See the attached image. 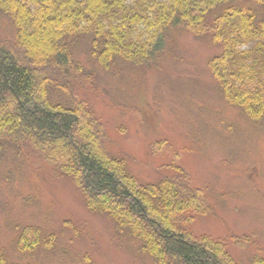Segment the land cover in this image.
<instances>
[{
	"label": "trees",
	"instance_id": "trees-1",
	"mask_svg": "<svg viewBox=\"0 0 264 264\" xmlns=\"http://www.w3.org/2000/svg\"><path fill=\"white\" fill-rule=\"evenodd\" d=\"M0 15L15 33L0 37V151L4 142L28 149L73 179L87 208L127 229L158 264H233L221 242L183 230L208 210L183 171L146 186L124 159L110 157L102 125L80 98L93 82L75 51L85 44L111 72L153 66L179 31L208 36L219 49L208 67L223 98L257 122L264 118V0H0ZM28 239L37 244L34 234Z\"/></svg>",
	"mask_w": 264,
	"mask_h": 264
},
{
	"label": "rangeland",
	"instance_id": "rangeland-1",
	"mask_svg": "<svg viewBox=\"0 0 264 264\" xmlns=\"http://www.w3.org/2000/svg\"><path fill=\"white\" fill-rule=\"evenodd\" d=\"M14 35L0 15V37ZM218 50L208 36L179 31L153 66L106 72L82 43L75 59L93 83L80 98L102 125L110 157L124 159L138 183L183 171L204 195L208 210L183 225L188 235L221 242L233 264L264 263V118L252 121L223 98L208 67ZM127 231L90 211L73 179L3 143L0 264H158Z\"/></svg>",
	"mask_w": 264,
	"mask_h": 264
}]
</instances>
